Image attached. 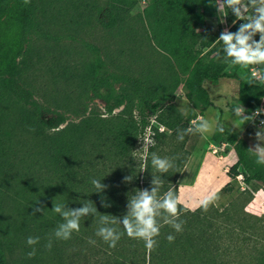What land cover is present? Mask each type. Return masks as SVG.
<instances>
[{
	"label": "rangeland",
	"instance_id": "1",
	"mask_svg": "<svg viewBox=\"0 0 264 264\" xmlns=\"http://www.w3.org/2000/svg\"><path fill=\"white\" fill-rule=\"evenodd\" d=\"M46 9L48 15L44 17ZM187 10L176 0H136L132 9L116 5L111 0H33L32 15L37 33L31 37L25 55L19 60L20 76L10 84L0 79V138H5L2 141L4 148L12 143L10 137L24 132L53 136L56 133L52 127L61 115L80 125L78 130L73 128L75 133H85L86 127L79 124V117L86 105L95 114H104V104L94 100V93L89 89L96 53L85 43L99 49L109 68L170 90V104L186 118H193V108L185 97L184 84L194 61L181 53L177 46L179 26ZM206 25L213 29L215 38L226 26L219 23L216 9L210 5ZM199 32L204 31L200 29ZM220 48L221 45L216 43L209 58L220 60L217 55ZM234 71L232 68L227 72L232 74ZM243 71L242 75L246 77V70ZM207 90L215 108L206 111L204 117L213 123L218 119L228 131L232 129L230 119L233 107L242 104L247 114H251L261 106V102L252 108L247 106V94L237 80L226 78L218 85L208 84ZM262 116L257 119V126L259 120L264 119ZM151 126L157 128L159 133L154 134L148 129L144 136L138 137L131 156L135 165H128L127 168L134 172L141 171V179L133 176L126 190L131 195L135 188L150 187L155 172L151 165L152 152L161 158L172 159L174 170L176 159L185 156L186 165L175 177L176 182L163 183L157 194L162 196L171 189L179 196V207L183 209L179 219L184 221L183 231L176 233L171 226L161 227L160 235L156 238L158 247L151 252L145 249L142 241L126 235L115 248H109L95 234L90 238L82 237L88 241L95 240L97 247L128 264H250L258 251L260 259L264 261V225L259 221L264 215V185L251 183L249 190L242 192L239 184L229 179L233 190L223 194L217 189L218 198L206 212L202 209L203 214H199L196 212L198 208L195 211L184 209L187 203L182 198L188 197L189 186L194 185L199 177L203 183L199 180L192 190L195 196L201 195L205 186L216 185L217 179H221L227 168L231 167L223 163L224 158L220 159L219 154L213 153L214 146L218 147L212 140L215 131L203 137L190 134L188 142L181 147L177 135L160 126L155 118ZM254 128L252 122H246L241 129L230 132L241 131L244 135L242 138L247 140L255 136ZM142 138L155 141L147 154L141 150ZM84 144H88V141ZM206 156L209 161L214 158L217 161H212V170L208 166L204 172L201 169ZM107 200L111 207L104 208L101 215H114L118 210V200L108 197ZM121 209L124 212L121 211L120 216L125 213L126 204ZM0 219L2 263L23 264L27 245L21 237L25 233L23 224L3 206H0ZM205 220L222 223L237 232L239 237L234 235L230 238L232 248H222V241L213 235L218 230L216 227L203 228ZM169 234L175 236L173 243L166 239Z\"/></svg>",
	"mask_w": 264,
	"mask_h": 264
},
{
	"label": "trees",
	"instance_id": "2",
	"mask_svg": "<svg viewBox=\"0 0 264 264\" xmlns=\"http://www.w3.org/2000/svg\"><path fill=\"white\" fill-rule=\"evenodd\" d=\"M111 1L116 5L131 9L136 5V0ZM176 1L188 8L179 26L177 46L181 53L194 61L184 84L185 97L193 108V118H186L183 113L175 109L173 104H170L172 102L170 90L152 86L109 68L99 49L85 43L87 48H91L96 53L89 89L94 93V100L104 104V114H95L90 106H84L79 117L81 119L79 124H84L86 127L84 128L86 132L83 134L75 133L73 130V128L78 130L80 125L61 115L52 127L56 133L53 134L54 138L85 156L110 165L118 172L140 179L141 171L134 172L127 168L135 165L131 156L138 137L144 136L148 129L154 134L159 133L157 128L151 126L153 118L160 126L170 130L173 135H177L178 129L188 128L190 122L197 116H204L206 111L214 109L215 105L205 88L206 83L218 85L224 78L239 81L247 94V106L250 108L264 100L263 86L248 85L246 77L239 75L241 68L234 67L236 71L230 74L226 70L227 65L221 59L209 58L216 46L213 29L206 25L209 1ZM32 13L33 0L27 5L24 4V0H0V79L6 83L10 84L20 76L19 60L25 55L31 37L37 33ZM232 19L234 17L229 15L227 21L231 22ZM200 29L204 32L197 31ZM231 30L235 31L236 26H233ZM19 123L24 124L23 121ZM25 133L10 137L12 143H9L6 148L2 142L5 138H0V164L20 135L46 134ZM189 135L180 141L181 147L188 142ZM7 138L9 139V136ZM212 140L220 147L227 144L234 149L237 162L227 173L231 180L237 183L238 175L242 174L247 186L251 183L264 185V165L255 163V158L248 152L250 146L245 139L238 133L226 129L223 133L215 131ZM86 141L88 144H84ZM185 158L182 156L176 159L175 170L171 169L166 174L157 173L163 183L174 184L176 182L175 177L186 165ZM231 190L233 186L230 183L221 192L225 194ZM0 201H3L0 206L14 213L17 220L23 224L25 233L21 237L24 241H27L30 236L39 237V243L34 246L36 249L34 257H27L32 247L25 246L23 264H128L95 244H90L87 239L76 233H73L72 238L67 241L53 238L52 248L48 250L45 245L59 223L42 213H36L33 216L32 207L2 192H0ZM196 212L203 214L202 208H198ZM259 221L264 225V215ZM87 250L88 253H86ZM0 264H3L1 257Z\"/></svg>",
	"mask_w": 264,
	"mask_h": 264
},
{
	"label": "clouds",
	"instance_id": "3",
	"mask_svg": "<svg viewBox=\"0 0 264 264\" xmlns=\"http://www.w3.org/2000/svg\"><path fill=\"white\" fill-rule=\"evenodd\" d=\"M31 0H24L27 5ZM209 5L215 7L219 17V23L226 25L220 31L215 42L221 45L217 55L227 65L226 70L239 67L246 70V82L248 85L264 86V0H209ZM234 17L231 24H228L227 18ZM236 26V30L231 28ZM199 32V30H197ZM206 38V37H205ZM264 115V108H257L251 114H247L242 104H237L231 109L232 129H241L246 122H252L256 128L255 143L248 148L250 156L255 158V163L264 165V119L257 118ZM232 129H229L232 131ZM225 127L217 119L213 121L204 116H197L191 121L186 129L177 130V138L183 141L186 135L199 134L202 137L205 134L219 131L225 132ZM143 141V150L146 154L150 147L155 145L152 139H141ZM146 159V157H145ZM151 165L155 172L152 174L150 187L135 188L131 195L127 193L126 211L121 216L114 218L108 215H101L99 218V227L95 233L100 237L109 248H115L123 236L130 239L142 241L147 251H154L158 247V240L161 227L168 225L176 233L183 231L184 221L179 219L183 209L179 196L171 189L164 192L162 196L157 194L163 185V180L155 173L166 174L174 167L173 160L168 157L161 158L155 152L151 153ZM146 170V166H145ZM134 177L128 175L124 177L123 182L128 184ZM102 180L92 179L94 193L101 194L100 206L104 208L111 207L107 197L103 195L108 185ZM218 198L217 191H209L197 202L195 208H189L187 204L184 209L195 211L202 208L205 212ZM43 206L33 207L32 215L44 213ZM52 211L62 218L49 237L45 247L48 250L52 248V239L67 241L72 238L73 233H79L80 222L82 218L95 216L99 211L96 203L93 201L82 203L81 207L70 208L66 205L53 203ZM119 225L120 227H116ZM169 243L175 241V236L169 234L166 237ZM27 245L32 247V251L27 253L28 258L36 255L35 245L39 243V237H28ZM90 244L96 241L89 239Z\"/></svg>",
	"mask_w": 264,
	"mask_h": 264
},
{
	"label": "crops",
	"instance_id": "4",
	"mask_svg": "<svg viewBox=\"0 0 264 264\" xmlns=\"http://www.w3.org/2000/svg\"><path fill=\"white\" fill-rule=\"evenodd\" d=\"M43 14L46 17L48 10L46 9ZM230 24L231 22H229ZM243 70H239V75H242ZM208 84L211 83L205 84L206 89ZM255 131L256 128H254V133ZM237 133L241 137H244L241 131H237ZM246 141L250 147L253 146L256 142L255 136L248 138ZM218 154L220 159L224 158L223 163L229 164L230 167L237 162V156L230 145L225 148L224 152H219ZM207 156L210 155L207 154ZM207 156L201 169L204 172L207 171L208 166L210 169L211 166L214 167L212 161H217L216 158L209 161ZM229 159L230 161L228 162L227 160ZM229 170L230 168H227L221 179H217L218 183L216 185L212 187H209V185L208 187L205 186L204 192L201 195L195 196L192 190L199 183V180L201 182L199 177L194 185L189 186L190 192L188 197L185 196L182 200L188 204V207H194L207 192L213 191V189L215 191L218 189L217 191L221 192L227 184H230L228 183L230 178L227 175ZM125 176L127 175L116 171L110 165L85 156L53 136L46 134L20 135L9 150L4 161L0 164V192L32 208L34 206H43L45 210L42 214L58 223H62L63 221L58 214L52 211L53 203L75 208L81 207L82 203L93 201L96 203L99 211L98 214L100 215L82 218L80 231L76 233L90 238L100 226L98 224L99 218L104 209V207L100 206L101 194L94 193V186L91 184L92 179L102 180V183L108 185V188L103 193L105 197L118 200V210L116 209V213L114 215L105 214L114 218L115 216H120L118 214L121 211L124 212L121 207H125L126 204L127 184L123 182ZM205 221L203 228L206 226L207 228L216 227L218 230L213 235H216L222 241V248H232L230 238L234 235L237 236V232L222 223ZM204 232L207 233L206 230ZM260 258L261 254L258 251L250 264H264V261Z\"/></svg>",
	"mask_w": 264,
	"mask_h": 264
},
{
	"label": "built area",
	"instance_id": "5",
	"mask_svg": "<svg viewBox=\"0 0 264 264\" xmlns=\"http://www.w3.org/2000/svg\"><path fill=\"white\" fill-rule=\"evenodd\" d=\"M263 88H264V86H263ZM260 108H264V100L261 101ZM262 117L264 118V115ZM257 119H259V117ZM227 146H228L227 144H223L221 147H214L215 149H214L213 153L216 155L219 152H224L225 151V148ZM237 183L239 184V187H240V189H241L242 192H246L249 189V187L245 183V179H244V176L242 174L238 175V177H237Z\"/></svg>",
	"mask_w": 264,
	"mask_h": 264
}]
</instances>
